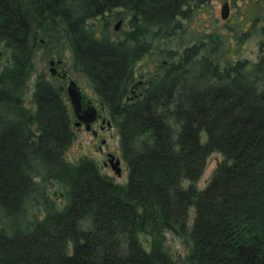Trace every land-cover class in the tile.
<instances>
[{"label": "trees", "instance_id": "16d2710c", "mask_svg": "<svg viewBox=\"0 0 264 264\" xmlns=\"http://www.w3.org/2000/svg\"><path fill=\"white\" fill-rule=\"evenodd\" d=\"M209 1L0 0V264H264V0L250 16L255 59L235 56L254 23L192 26ZM113 9L126 14L121 37ZM55 22L116 129L123 182L65 158L73 124L60 87L38 74L33 110L22 103L38 32ZM213 150L222 158L198 188Z\"/></svg>", "mask_w": 264, "mask_h": 264}, {"label": "rangeland", "instance_id": "374dc122", "mask_svg": "<svg viewBox=\"0 0 264 264\" xmlns=\"http://www.w3.org/2000/svg\"><path fill=\"white\" fill-rule=\"evenodd\" d=\"M223 1L228 2V16L226 19H221L219 16V7ZM209 7L205 10L199 11L194 20L192 26L195 29H200L201 27L207 28L212 20V24L217 23L220 29H224L223 24L228 22H233L236 20L244 21V27L254 26L250 29V33L243 36V41L240 44L235 56L238 58H248L255 59L258 50V41L260 39V34L257 32L258 24L260 22H255L250 20L251 13L255 9L254 1L247 0H210ZM119 9H113L107 16L109 19L110 30L112 37H121V30L125 29L126 26V14L118 13L115 14ZM121 12V11H120ZM120 19V23L117 29H112L116 20ZM228 28V25H227ZM37 44L33 49V54L31 56V71L27 78V88L22 95V103L25 107L33 110L34 104L31 100L33 92V81L36 75L40 74L45 80H48L53 85L60 87L64 91L63 99L69 104L67 95L65 92L66 77L69 76L77 83V85L93 100L96 102L94 95L92 94L91 87L87 77L80 71L72 69V56L67 41L62 34L61 26L58 22L51 25H46L44 31L40 30L38 32ZM155 45H160L164 47L165 45L174 48V40H167L165 43L156 42ZM8 50L4 47H0V68L3 64L7 63ZM49 60H52V64H49ZM159 61V58L157 59ZM141 61H139L140 63ZM142 62H146L145 59ZM138 63V64H139ZM151 66V65H150ZM53 67L58 72L64 70L67 74L65 77H61L59 74H52L49 68ZM69 75V76H68ZM101 115H106L105 112L100 111ZM98 122L91 125V128L97 132L96 136H93L90 130L84 129L83 125L79 128L72 125L73 138L64 152V156L67 160L71 162L77 161L80 157L91 158L99 171L107 174L115 182H123L126 178V167L124 161L121 157L118 143V135L116 133L115 127L112 125L110 128L99 129ZM100 139L104 140V143L100 142ZM99 146V149H98ZM106 152L112 153L115 157L119 159L120 174L115 175L109 165L106 163ZM222 158V155L218 151H211L206 159L203 170L197 180L195 185L201 188L207 182L210 173L216 163ZM186 180H183V185ZM48 195L54 200L57 206L63 203L62 198V188L57 183H51L50 186L46 187ZM32 210L41 216L43 213L42 208L39 210L37 207H33ZM189 217L193 213V208L190 207L188 210ZM165 239L164 244L166 245L168 251L172 256L182 257L186 252L185 246L181 243L180 239L172 234L169 230L164 232ZM143 239V237H142ZM145 244V242H143Z\"/></svg>", "mask_w": 264, "mask_h": 264}, {"label": "water", "instance_id": "95a60500", "mask_svg": "<svg viewBox=\"0 0 264 264\" xmlns=\"http://www.w3.org/2000/svg\"><path fill=\"white\" fill-rule=\"evenodd\" d=\"M228 15V2L223 1L219 7V16L221 19L226 18ZM120 19L116 20L113 29H117ZM52 64V60L48 61ZM55 69L49 68L50 73ZM65 92L70 105L71 113L73 116V124H83L84 129H89L90 122L97 117L98 112L94 104L91 102L89 96L77 85V83L69 76L65 83ZM106 161L115 175L120 174V165L118 157L112 153L106 155Z\"/></svg>", "mask_w": 264, "mask_h": 264}, {"label": "flooded vegetation", "instance_id": "af4514ba", "mask_svg": "<svg viewBox=\"0 0 264 264\" xmlns=\"http://www.w3.org/2000/svg\"><path fill=\"white\" fill-rule=\"evenodd\" d=\"M54 69H55V68H54ZM52 74H59L62 78L65 77V76H67V74H66V72H65L64 70H62L61 72H60V71L58 72V70L55 69V70L52 72ZM68 76H69V75H68ZM66 79H67V77H66ZM89 98H90V97H89ZM90 100H91V102L94 104V106L96 107L97 112H98V115H97L96 118H94V119L90 122V127H89V129H87V130H90L91 133L93 134V136H96L97 132L91 128V125H93L95 122H98V123H99V124H98V128H99V129H104V128H110V127L112 126V124H111L109 118H106V116L101 115L100 110H99V107H98V104H97L95 101H93L91 98H90ZM72 120H73V116H72ZM72 124H73V122H72ZM73 125H74V124H73ZM80 125H83V124L80 123V124H78V125H74V126H76L77 128H79ZM100 142H101V143H104V140H103V139H100ZM98 149H99V146H98ZM108 153H109V152H106V155H107ZM106 158H107V157H106ZM106 163H107V161L104 162L103 165H105ZM107 164H108V163H107Z\"/></svg>", "mask_w": 264, "mask_h": 264}]
</instances>
